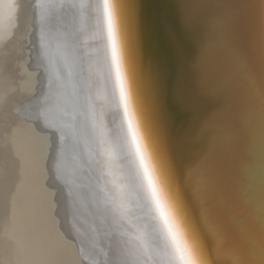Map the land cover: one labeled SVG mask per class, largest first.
Listing matches in <instances>:
<instances>
[{
    "label": "bare ground",
    "instance_id": "bare-ground-1",
    "mask_svg": "<svg viewBox=\"0 0 264 264\" xmlns=\"http://www.w3.org/2000/svg\"><path fill=\"white\" fill-rule=\"evenodd\" d=\"M133 2L142 65L133 104L144 109L142 128L155 116L162 130L159 167L173 202L208 264H263L232 232L236 214L252 211L250 180L240 196L243 148H220L215 130L197 126L203 112L186 82L183 39L169 36L159 2ZM246 11V100L255 113L241 134L251 136L248 164L252 176L262 169L261 187L264 0H249ZM106 45L103 0H0V264H173L120 138ZM227 82L230 106L236 77Z\"/></svg>",
    "mask_w": 264,
    "mask_h": 264
},
{
    "label": "water",
    "instance_id": "water-1",
    "mask_svg": "<svg viewBox=\"0 0 264 264\" xmlns=\"http://www.w3.org/2000/svg\"><path fill=\"white\" fill-rule=\"evenodd\" d=\"M248 1L156 0V4L159 2V12L169 36L176 34L185 43L182 60L187 70L186 82L194 84L196 96H193L192 101L194 105H199L203 112L199 113L202 116L192 113L201 118L198 121L201 120L202 124L197 126L210 131L215 130L218 133L216 145L220 148L225 147L226 150L231 146L243 148L241 153L243 167L240 165V169L248 176L247 181L245 180L241 186L240 196L250 180L253 186L248 193L250 194L248 198L251 199L248 206H251L252 211L249 214L246 211L236 214L234 221H237L238 225L232 223V232L240 233L235 237L241 252L246 255L255 252L256 259L264 264V206L260 209L257 207L261 202L264 204V184L259 187L263 174L262 169L258 172L255 170V175L252 176L248 164L251 136L249 134V137L245 138V135L241 134L245 128L246 114L255 113L253 110L248 112L246 100L248 98L246 90L252 93L247 85V75L248 73L250 75L248 67L251 64L250 58L247 60V56L250 55L247 49L250 48L247 46L248 31L244 22ZM231 74L236 77V83L233 85L235 93L232 92L235 98H232L228 106L223 98V90L229 84L227 80ZM236 103L239 111L235 112ZM251 103L254 107L257 100L254 102L252 100ZM234 113L238 114L233 115ZM243 132L245 133V130ZM257 165L255 168L260 169V165ZM236 168L238 169V166ZM243 216L249 219L242 221Z\"/></svg>",
    "mask_w": 264,
    "mask_h": 264
},
{
    "label": "snow or ice",
    "instance_id": "snow-or-ice-1",
    "mask_svg": "<svg viewBox=\"0 0 264 264\" xmlns=\"http://www.w3.org/2000/svg\"><path fill=\"white\" fill-rule=\"evenodd\" d=\"M103 16L107 45L105 60L113 95L122 110L120 138L133 163L138 186L142 191L150 218L163 237L164 246L173 264H208L202 257L204 249L186 223L183 213L168 191L166 176L159 167L158 139L162 130L154 120L141 127L142 106L133 104V90L142 75L138 46L133 31L135 4L133 0H103ZM154 109V113H155Z\"/></svg>",
    "mask_w": 264,
    "mask_h": 264
}]
</instances>
